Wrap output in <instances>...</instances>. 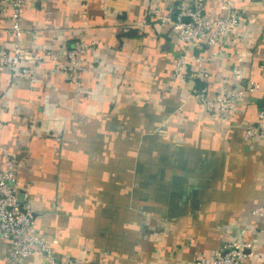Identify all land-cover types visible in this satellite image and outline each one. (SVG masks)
I'll use <instances>...</instances> for the list:
<instances>
[{
    "label": "crops",
    "instance_id": "0c3cea01",
    "mask_svg": "<svg viewBox=\"0 0 264 264\" xmlns=\"http://www.w3.org/2000/svg\"><path fill=\"white\" fill-rule=\"evenodd\" d=\"M242 20L220 53L192 51L153 13L177 0H28L21 48L64 51L82 40L76 84L41 61L13 77L0 70V168L18 167L22 202L57 261L78 264H209L213 252L250 241L243 264H264V138L248 140L264 104V0H230ZM216 0L204 5L218 15ZM0 17V50H10ZM186 54L184 75L173 70ZM199 55L206 78L192 79ZM257 86L225 121L196 98L234 83ZM11 83L7 84V80ZM199 85V86H198ZM0 237V264H11ZM23 264H46L36 256Z\"/></svg>",
    "mask_w": 264,
    "mask_h": 264
},
{
    "label": "built area",
    "instance_id": "2783aa9c",
    "mask_svg": "<svg viewBox=\"0 0 264 264\" xmlns=\"http://www.w3.org/2000/svg\"><path fill=\"white\" fill-rule=\"evenodd\" d=\"M28 0H0V17L9 22L8 29L10 50H0V70H6L13 77H22L32 74L35 65L41 61L58 64L59 72L70 83L76 84L81 73L85 72L84 57L97 47L96 42L76 41L71 48L64 51L65 60L60 61L57 54L46 50L29 54L20 45L22 30V8ZM174 16H162L154 12L156 21L168 25L174 33L177 42L188 47L192 51L204 49H216L217 51L226 43L231 32L241 26L242 20L233 9L230 0H216L218 15L207 16L204 5L208 0H177ZM187 20V21H185ZM196 63V71L192 73V79L206 78L203 70V60L199 55L190 56ZM188 59L182 54L174 67L173 75L182 78L184 64ZM33 61L34 66L27 67V62ZM234 83L220 86L212 98L206 96L205 91H198L196 98L207 114L213 119L225 121L233 112L237 103L247 94L257 92L258 87L241 85L240 76H233ZM7 80L6 83H11ZM264 97V91H263ZM244 137L248 140L264 138V104L260 108L255 125L247 126ZM18 164L6 157L0 168V237L10 242L11 248L7 259L11 264H23L29 257L36 256L43 259L46 264H78L76 259L57 261L51 249V243L43 238L35 225L32 214V206L29 203H20L22 194L21 186L16 176ZM264 219V209L253 212ZM254 254V244L250 241H233L216 249L209 264H243Z\"/></svg>",
    "mask_w": 264,
    "mask_h": 264
},
{
    "label": "water",
    "instance_id": "95a60500",
    "mask_svg": "<svg viewBox=\"0 0 264 264\" xmlns=\"http://www.w3.org/2000/svg\"><path fill=\"white\" fill-rule=\"evenodd\" d=\"M185 21H187V20H185ZM18 199H19V202L22 203L23 195H20Z\"/></svg>",
    "mask_w": 264,
    "mask_h": 264
},
{
    "label": "trees",
    "instance_id": "16d2710c",
    "mask_svg": "<svg viewBox=\"0 0 264 264\" xmlns=\"http://www.w3.org/2000/svg\"><path fill=\"white\" fill-rule=\"evenodd\" d=\"M199 86V85H198Z\"/></svg>",
    "mask_w": 264,
    "mask_h": 264
}]
</instances>
